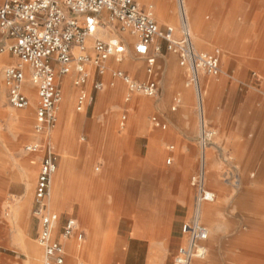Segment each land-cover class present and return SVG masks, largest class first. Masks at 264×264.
Masks as SVG:
<instances>
[{"label":"crops","instance_id":"1","mask_svg":"<svg viewBox=\"0 0 264 264\" xmlns=\"http://www.w3.org/2000/svg\"><path fill=\"white\" fill-rule=\"evenodd\" d=\"M154 1L158 5L159 0ZM169 18L170 15L166 14L163 19L170 20ZM101 19L100 26H107L105 36L111 34L118 23L110 21L105 14ZM177 35L178 28L176 32L174 30L173 37L180 38ZM123 39L124 41L121 42L125 47L124 52H127L128 58L137 69L125 70L122 66L123 60H117L114 57L104 62L106 69L103 74H99L94 67H91L93 84L101 81L104 86L100 90L90 92L86 90V84L82 86L92 95L93 101L83 110L85 115L81 116V124L71 125L69 119L72 113V102L74 99L76 102V94L79 90L72 83L75 72H72L70 76L69 74L57 76L60 90L65 96L62 105L57 108L60 118L59 128H64L65 136L71 132L66 128H81L79 131L85 133L80 141L74 140L72 143L65 144L63 155H59L57 163V167L62 168L67 162L65 155L72 154L73 181L70 184L66 176L63 177L59 192L63 196L74 198L73 208L62 213L59 226L63 223L62 220L73 218L84 233V239L80 244L73 237L64 238L60 232L54 237L63 246L64 264H67L69 257L66 247L70 246L71 239L76 247V264L83 261L82 244L87 241L89 245L94 246L95 264H114L115 246H123L119 253L121 264H161L168 252V245L173 240L180 239L175 249L173 248L174 254L183 236L181 226L186 223L188 210L178 201L181 194L176 188V183L179 179L176 176H163L162 147L156 140L157 137L150 135L151 130L146 123L148 114L154 112L156 114L153 116L161 122L166 124L168 119L171 128H190L179 123L185 119L184 117L176 119L177 114L169 111L170 94L169 97H164L166 88L163 79L168 76L167 62L171 52L164 48L163 52L156 53L153 46H150L148 55L155 57V66L150 76L146 72V56L139 57L138 53L132 50L137 42L136 36L129 34ZM230 41L228 37L223 44L228 45ZM239 45L235 43L233 47L240 51L242 48ZM257 45L261 49L259 50L261 57L264 58V35L257 40ZM87 51L88 54H93L91 48ZM7 59L8 62H13L11 57ZM221 65H223L222 62L220 67ZM161 68L162 81L158 79V70ZM117 70L139 82L155 80L157 83L155 96L158 95L156 100L150 102L147 100L148 96L130 93L122 80L112 76V72ZM260 70L264 73V67ZM263 73L260 71L256 73L246 63H232L229 72L226 71L225 74H228L240 86V91L226 94L219 100L218 132L220 135L217 143L203 150L201 154L203 162L209 163L213 159L217 162L214 173L216 184L213 186L219 211L242 214L241 216L250 218L247 220V226L241 221V224H236L234 227L264 228V91H259V88L253 91L250 87L253 82L259 85L264 84ZM243 86L246 88L244 91ZM24 87L29 92L30 104L33 105L35 95L28 83V78L25 79ZM125 87L128 91L127 95L123 101L119 102ZM172 89L173 87L170 88V93ZM188 93L189 90L183 91L185 99ZM174 100L177 102L170 107L171 111L176 110L177 103L180 101L176 97ZM120 112L123 113L122 119L127 120L121 124L120 128H117L116 123ZM15 117L20 120L16 113L13 114L12 120ZM77 131L75 129L73 133L76 134ZM176 132L180 133L178 130ZM48 134L50 132L45 133L44 136ZM169 151L173 153V150ZM180 180L184 182V178ZM27 185L28 180L23 191L20 187L11 194L25 197ZM170 185L175 189L173 194L170 192ZM25 205L22 199L16 203V208L21 210ZM218 227L224 228L225 225H218ZM165 230L168 233L167 238L163 237ZM235 258L247 260L253 264H264V253L241 254Z\"/></svg>","mask_w":264,"mask_h":264},{"label":"rangeland","instance_id":"2","mask_svg":"<svg viewBox=\"0 0 264 264\" xmlns=\"http://www.w3.org/2000/svg\"><path fill=\"white\" fill-rule=\"evenodd\" d=\"M136 1L141 7L146 9H149L148 3L151 2L154 8H150V10L158 26L161 28L165 25L173 26L175 32L176 28H178V37L181 34L180 30L184 23L191 32L193 44L197 50L211 51L217 48L220 51V63L222 62L223 65H221L218 75L211 76L201 71L197 84L189 81L187 71L178 65L176 56L169 53L170 58L167 62L168 76L163 79V84L166 88L164 97H169L170 94L169 111L177 114L176 119L184 117L185 119L179 123L190 128H171L168 119L165 129L155 128L151 122L152 116L156 114L154 112L148 114L146 123L149 130H151L150 135L157 137L156 140L160 142L162 147L161 167L163 176H176L179 179L176 183V188L181 194L178 201L188 210L185 218L186 223L197 220L208 229V237L203 242L206 254L204 259L199 261V263L253 264V262L240 258L236 259L235 257L247 253H264V228L252 229L246 227L248 225L247 220L250 219L249 217L241 216L242 214L219 211L217 196L213 186L216 184L214 173L217 162L214 159L210 160L209 163L203 162L201 154L203 150H207L218 141V136L220 135L218 132L219 100L226 94L240 91V86L228 74H225L226 71L229 72L232 63H246L256 73L259 71L263 73L260 69L264 67V58L261 57L259 52L261 49L257 45V40L264 35V0H191L193 4L192 14L197 13L203 24L211 23L213 24L211 28L218 25H221V28L225 26L222 29V34L231 39L228 45L213 37L215 35L214 30H197L190 26L184 0L165 1L167 4V8H165L166 12L170 15V20L166 21L159 16L155 1L143 2L139 0L141 3L138 0ZM173 18H175V21H172ZM249 24L251 26L247 28ZM245 25L247 27L242 29ZM106 27V25L99 26L96 37L102 40L117 38L120 41H124L125 35L131 34L127 30H122L118 23L114 26L113 32L105 36ZM92 39H90L89 44L92 43ZM156 42L161 44V52H163L165 48L163 47L164 42L160 39H157ZM235 43L240 44L239 46L242 48L240 51L233 47ZM132 50L134 51V49ZM0 53H3L5 57L13 59V62H8L6 57L7 62L0 63V264H29L28 250L30 244L37 245L41 250L42 256L39 264H43V250L38 242H36L38 219L33 212V192L44 150L49 146L55 152L57 156V168L58 157L59 155H63L65 144L72 143L74 140L80 141L85 133L83 134V132L79 131L81 128H71L72 131L65 136L64 128H59L60 118L58 117V110H56V128H45L42 132H36L34 128L37 104L36 95L34 93L35 103L33 105L29 104L24 109H15L8 104L6 88L3 84L2 69L8 64L19 63L20 60L9 54L6 50ZM137 55L142 57L139 54ZM122 60V66L125 70L135 71L137 69L128 58L127 52H123ZM91 67H93L92 64L87 66L89 76L85 84L87 85L86 90L88 92L95 90L93 88L94 81L92 82L91 80L93 72ZM158 79L162 81V68L158 70ZM56 81L59 85L58 77H56ZM171 87H173L172 93H170ZM250 87H252L253 91H257L258 88L259 91H264V84L259 85L253 82ZM24 88L26 89V87ZM245 89L244 87L243 91ZM185 90H189L186 99L183 96V91ZM127 92L125 87V92L119 99V102L124 100ZM134 95H139V93H135ZM173 96L174 98H179L180 101L177 103L176 110L171 111L170 107L174 102H177V99L174 100ZM157 97L158 95L152 98L149 97L147 100L153 102ZM147 107H149L148 104ZM15 113L21 121L16 117L12 120ZM122 114L121 112L118 114L117 128H120L121 124L127 120L122 119ZM84 115V111H76L74 99L72 102V113L69 115L70 124H81V116ZM75 129L76 131L78 130L76 134L73 133ZM49 130H51L50 134L52 135L48 134L46 137L42 134ZM176 130L180 131V133H177ZM32 144H38L39 149L36 151L26 150V146ZM186 145H188L187 148ZM170 146L173 148L170 149ZM169 150H173V153H170ZM65 156L67 157V169L70 168V172H72L73 156L72 154H66ZM169 157H171V161L167 163ZM28 167L33 168V186L30 201L26 200V195L25 197H20L11 194L20 187L22 188L21 191H23L28 179V172L26 170ZM180 178H184V182H181ZM174 191V187L170 185L171 194ZM206 191L214 195L212 200L203 198V193ZM22 199H24L26 205L19 210L16 208V203L20 200L22 201ZM73 199L72 196L65 197L61 195L60 208L55 209L48 206L46 197L48 210L56 211L59 215V222L53 228V237H56L57 233H61L64 222L67 219L62 220L63 223L59 226L62 213L67 209L73 208ZM205 209L210 211V215H203L202 212ZM241 221L246 226L234 227L236 224H241ZM218 225H225V227L219 228ZM254 233L256 235L252 237ZM167 236L168 233L166 231L163 233V237L167 238ZM243 237L249 241L255 239L260 244L250 247L240 244L239 242ZM178 241L180 239L173 240L168 245V252L163 257L161 264H171L173 248L175 249ZM186 241L187 236L183 234L178 246L185 244ZM122 247L115 246L113 253L114 264H121L119 253H121ZM75 248L74 241L71 239L70 246L66 247L69 253L67 264L77 263ZM82 248L83 261L79 264H95L93 260L94 246L89 245L87 241L82 244Z\"/></svg>","mask_w":264,"mask_h":264},{"label":"built area","instance_id":"3","mask_svg":"<svg viewBox=\"0 0 264 264\" xmlns=\"http://www.w3.org/2000/svg\"><path fill=\"white\" fill-rule=\"evenodd\" d=\"M103 14L110 21L118 22L122 30L136 36L134 50L146 56V72L150 76L155 57L148 55V50L153 46L156 53L161 52L162 46L156 42L157 39L162 40L165 49L176 56L178 65L187 71L190 82L197 84L201 71L211 76L218 75L219 49L197 50L191 32L184 23L180 38L175 39L173 27L158 26L150 8L141 7L136 0H1L0 52L6 50L20 60L2 69L7 102L15 109L28 107L29 92L23 87L24 80L28 78L37 99L34 123L36 132L53 128L56 124V109L62 99L56 81L58 75L75 72L72 83L79 88L76 110L83 111L92 102V95L82 88L89 76L87 66L92 64L96 72L103 74L106 69L104 62L108 58L122 59L125 47L120 40L96 37ZM90 39L93 41L89 44ZM88 48L92 49V55L88 54ZM112 76L122 80L130 93L148 97L157 94V83L153 79L139 82L120 70L112 72ZM103 86L101 81L93 84L95 90ZM151 122L154 127L166 128V124L156 116L151 118ZM38 149V144L26 146L29 151ZM56 160L52 148H45L33 192V212L38 219L36 241L43 250V264H64L63 246L52 236L59 215L48 210L46 204ZM213 196L210 193L209 198H206V192L203 193L204 199L212 200ZM181 232L187 236V241L177 247L171 264H200L199 261L206 254L203 242L208 237L207 227L194 220L182 224ZM61 235L64 238L73 237L78 244L84 239L83 231L73 218L65 220Z\"/></svg>","mask_w":264,"mask_h":264},{"label":"bare ground","instance_id":"4","mask_svg":"<svg viewBox=\"0 0 264 264\" xmlns=\"http://www.w3.org/2000/svg\"><path fill=\"white\" fill-rule=\"evenodd\" d=\"M140 1H143V2L146 1L147 2V1H154V0H140ZM165 1L166 0H159L158 5H157V12L159 13V16H161L162 18H164V16H166V14H167L166 9H165V8H167V4H166ZM184 1H185V5L187 7V14H188V19H189V24H190V26L193 29H197V30L202 29L204 31L205 30L206 31H208V30H214V34L217 36L216 38H217L218 41H220V42L223 43V42H226L228 40V36L226 37L225 34H222V29L225 28V26H223V28H221V25H218L217 27L211 28V26H213V24H211V23L203 24L201 22L199 16H198V14L197 13L192 14V12H191L193 10L192 1L191 0H184ZM148 6L151 9L154 8L153 5H151V4H148ZM172 21H175V18H173ZM250 26H251L250 24L248 25V27H247V25H245L242 29H244L245 27L250 28ZM0 62L1 63L2 62H7V59H6V57L3 54L0 55ZM24 83H25V80L23 82V87H24ZM65 85L67 86V83H65ZM64 97L65 96H64V93H63L62 99H61V101H60V103L58 105L59 107H60V105H62V102L64 101ZM58 106H57V108H58ZM69 129L72 131L71 128H66V130H69ZM51 130H49L47 132H44L42 134L48 133ZM70 166H71V164H70ZM26 170L28 172V175H27V177H28V179H27L28 180V185H27V188H26V194L25 195H26V200L30 201L31 190H32V186H33V168L28 167ZM65 176L67 178L68 183L71 184L72 181H73L72 180L73 179V174H72V172H70V168L67 169V162L65 163V166L63 165L62 168H59V167L55 168L53 174L51 175L50 185H49V195L47 197V202L50 199L49 207H51V208H55V209L56 208H60V205H61L60 204L61 203V194L59 192L60 191V188H61L60 181ZM209 196H210V193L206 191V198H209ZM202 213H203V215L204 214H209L210 215V211L208 209H205ZM255 235H256V233H254L252 235V237H255ZM244 237H246V236H244ZM244 237L239 242L240 244L247 245L249 247L250 246H254V245L256 246V245H259L260 244L255 239L249 241L247 238H244ZM41 256H42V252L39 249V247L37 245H35V244H30L29 245V250H28V259H29V262L28 263L29 264H39V261L41 260Z\"/></svg>","mask_w":264,"mask_h":264}]
</instances>
